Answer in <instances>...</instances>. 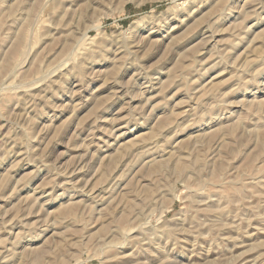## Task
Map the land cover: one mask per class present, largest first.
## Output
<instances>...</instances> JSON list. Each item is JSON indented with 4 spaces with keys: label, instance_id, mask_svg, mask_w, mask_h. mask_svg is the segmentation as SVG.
I'll return each mask as SVG.
<instances>
[{
    "label": "rangeland",
    "instance_id": "obj_1",
    "mask_svg": "<svg viewBox=\"0 0 264 264\" xmlns=\"http://www.w3.org/2000/svg\"><path fill=\"white\" fill-rule=\"evenodd\" d=\"M0 264H264V0H0Z\"/></svg>",
    "mask_w": 264,
    "mask_h": 264
}]
</instances>
